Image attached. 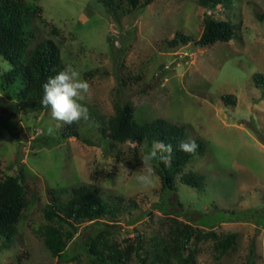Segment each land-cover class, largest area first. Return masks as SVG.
Here are the masks:
<instances>
[{
    "label": "rangeland",
    "instance_id": "rangeland-1",
    "mask_svg": "<svg viewBox=\"0 0 264 264\" xmlns=\"http://www.w3.org/2000/svg\"><path fill=\"white\" fill-rule=\"evenodd\" d=\"M27 1L42 7L35 37L58 42L65 66L90 84L91 99L83 102L89 119L75 123L78 136L59 139L66 124L53 120L50 109L25 111L13 89L0 84V179L13 164L24 168L28 199L13 242L0 245V264H54L35 229L44 223L51 187L79 183L93 184L106 199L121 195L125 205L129 199L137 205L110 228L118 239L136 231L150 237L166 217L162 206L169 216L237 232L229 255L215 259L207 241L194 264H264V85L253 79L264 76V0L209 10L231 20L235 35L206 46L167 44L177 31L199 37L208 11L197 0H153L131 12L109 11L98 0ZM0 67H10L1 56ZM227 94L235 104L225 103ZM117 102L183 124L189 138L204 141V152L184 168L204 174L202 188L178 177L176 190L165 194L159 179L151 188L138 184L142 151L129 141L107 144L101 138L98 119L113 114ZM102 226L82 223L67 253H81V243Z\"/></svg>",
    "mask_w": 264,
    "mask_h": 264
},
{
    "label": "trees",
    "instance_id": "trees-1",
    "mask_svg": "<svg viewBox=\"0 0 264 264\" xmlns=\"http://www.w3.org/2000/svg\"><path fill=\"white\" fill-rule=\"evenodd\" d=\"M109 11L131 12L143 8L153 0H98ZM235 0H197L208 12L203 19V28L197 39L177 31L167 40L170 46L193 41L197 46L211 45L216 41L227 42L235 35L234 26L229 19L214 18L209 10L218 5L231 6ZM37 22L42 21V7L27 0H0V56L10 67L1 70L0 84L13 89L17 103L25 111L42 113L49 108L41 104L42 85L48 77L63 70L65 64L60 53L59 43L52 37H35ZM45 24V22H44ZM41 35V34H39ZM257 85H264V76L255 73ZM225 103L235 104L234 95L223 97ZM101 138L109 142L133 143L136 151L144 154L143 145L156 139L173 147L171 166L153 161V167L160 180V192L176 190L178 182L195 188H202L204 174L198 171H184L186 165L205 149L199 137L189 138L183 124L165 117L153 116L146 108H135L131 102L116 103L114 112L103 121ZM75 123L65 125L58 133L59 139L78 136ZM193 139L198 144L195 154L179 150L181 141ZM26 173L21 166H11L10 173L0 179V245L9 247L13 242L17 223L22 217L28 199L26 197ZM51 200L42 209L44 223L35 229L45 248L56 260L54 264H194L201 244L210 241L214 257L220 260L229 255L237 243V232L219 233L214 226L194 224L168 215L160 220V229L150 237L136 231L133 237L118 239L114 222L127 211L128 207L137 209L132 199L124 204L121 195L104 198L99 190L89 183L71 186L51 187ZM162 218V217H161ZM102 219L104 221H102ZM107 220V222H105ZM108 222H111L108 223ZM82 223H97L102 226L81 245V253H67L68 244ZM246 264H255L254 261Z\"/></svg>",
    "mask_w": 264,
    "mask_h": 264
},
{
    "label": "clouds",
    "instance_id": "clouds-1",
    "mask_svg": "<svg viewBox=\"0 0 264 264\" xmlns=\"http://www.w3.org/2000/svg\"><path fill=\"white\" fill-rule=\"evenodd\" d=\"M42 89L41 104L50 109L53 120L70 125L89 119L88 108L83 102L91 99L90 84L73 66L67 65L56 75L48 77ZM48 131L50 135L55 133L54 128H49ZM198 147L193 139L181 141L178 145L180 151L188 154H195ZM143 150L142 167L138 170L135 179L142 187L151 188L159 179L153 167V161L170 167L173 147L171 144L154 139L150 145L145 143Z\"/></svg>",
    "mask_w": 264,
    "mask_h": 264
}]
</instances>
